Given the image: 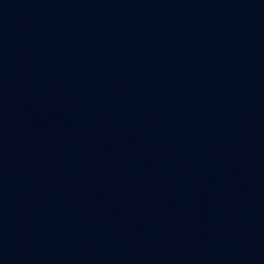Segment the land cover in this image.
I'll list each match as a JSON object with an SVG mask.
<instances>
[{
  "label": "water",
  "instance_id": "water-1",
  "mask_svg": "<svg viewBox=\"0 0 264 264\" xmlns=\"http://www.w3.org/2000/svg\"><path fill=\"white\" fill-rule=\"evenodd\" d=\"M0 264H264V0H0Z\"/></svg>",
  "mask_w": 264,
  "mask_h": 264
}]
</instances>
